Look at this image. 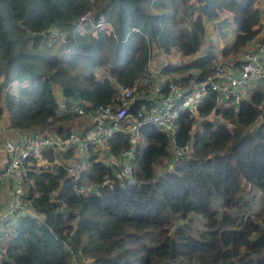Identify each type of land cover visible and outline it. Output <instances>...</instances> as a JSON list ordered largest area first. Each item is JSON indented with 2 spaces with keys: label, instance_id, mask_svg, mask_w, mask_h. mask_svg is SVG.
<instances>
[{
  "label": "trees",
  "instance_id": "1",
  "mask_svg": "<svg viewBox=\"0 0 264 264\" xmlns=\"http://www.w3.org/2000/svg\"><path fill=\"white\" fill-rule=\"evenodd\" d=\"M85 10L90 22L76 28ZM222 10L231 11L234 33L219 53L236 67L234 55L264 28V0H0V117L21 134L63 137L81 117L75 103H109L116 83L142 86L152 47L175 49L160 68L172 81L184 84L189 69L204 77L217 55L209 43L198 52L204 19ZM97 21H108L116 36ZM49 27L61 31L60 41L42 33ZM218 98L208 91L194 111L179 112L174 142H189V150L172 167L154 171L168 154V135L152 124L139 128L133 184H123L118 166L96 151L75 175L57 163L35 168L37 158L27 157L37 194L24 195L30 213L0 216V264H68L72 256L81 264H264V120L251 125L264 95L253 87L237 105ZM129 146L128 134L115 131L106 153ZM60 155L73 158L71 149ZM82 182L90 186L77 193Z\"/></svg>",
  "mask_w": 264,
  "mask_h": 264
},
{
  "label": "built area",
  "instance_id": "2",
  "mask_svg": "<svg viewBox=\"0 0 264 264\" xmlns=\"http://www.w3.org/2000/svg\"><path fill=\"white\" fill-rule=\"evenodd\" d=\"M89 22L90 11L85 10L77 16L75 27ZM94 26L103 27L111 32L113 37L116 36L108 21H97ZM42 33L47 34L49 41L62 39L63 36L60 30L53 27ZM238 61L234 67L230 63L215 60L208 75L197 78L196 71H190V76L184 84L172 81L166 73L161 72L162 66L153 68L154 75L161 81L157 82L152 78L148 87L141 91H134L129 85L116 83L114 95L109 103H98L88 109L83 108V102L75 103L73 110L86 122L81 127L69 129L63 137L52 132L33 130L21 134L16 139L3 140L0 151L5 154V159L0 163V188H10V205L7 213H14L17 216L30 213L24 195L28 191L36 195L37 191L30 189V182L27 181L26 159L29 156L41 158V152L46 148L51 149L52 153H63L71 149L75 158L72 161L76 162L77 166L84 163L89 150L96 151L97 156L100 155L101 158L118 166L121 181L126 185L135 181L131 160L142 125L152 124L164 131L168 135V153L174 158L181 156L189 150V142L182 145H176L174 142L176 119L181 110L194 111L197 102L208 91L217 92L218 100L222 98L224 101L228 97L232 105H237L240 100L247 98L253 87H259L264 95V40L243 52ZM146 69H150L148 63ZM115 131L128 134L130 146L121 149L117 156H109L106 153V140ZM77 166L68 165L66 168L75 175ZM89 186L82 182L76 186V192L83 193ZM68 264L81 263L72 256Z\"/></svg>",
  "mask_w": 264,
  "mask_h": 264
},
{
  "label": "rangeland",
  "instance_id": "3",
  "mask_svg": "<svg viewBox=\"0 0 264 264\" xmlns=\"http://www.w3.org/2000/svg\"><path fill=\"white\" fill-rule=\"evenodd\" d=\"M178 2H179V0H178ZM151 10H152V8H151ZM219 16L221 17L222 22H219L221 20H219L217 22V19H214V20L204 19L203 40L201 41V45L199 47L198 52L203 51V49L206 47V45L208 43L213 45V48H214V50H216V52H219L220 47L223 44L229 42L230 39L232 38L231 37L232 33H234V23H232V21H231V11L223 10V11H221L219 13L218 17ZM262 34L259 36V39H258L259 41H257L256 43L264 40V34H263V36H262ZM228 37H231V38L228 39ZM58 40L60 41L61 39H58ZM256 43L247 45L244 48L242 47V49L239 52H237L238 55L237 56L234 55V57H235L234 59H238L239 56L243 52H245L248 49L253 48L256 45ZM76 47H77L76 44H74V45L71 46V49H75ZM152 48H154V47H152ZM155 49H157V51L153 54V58L157 57V58H159V61L156 62L157 65H153L150 62V64H148L150 69L158 68L160 66L165 65V63H166V61L168 60L169 57L173 59L177 55V53H176L174 48L171 50L172 52H174V54L166 53V52L162 51L158 47H155ZM150 50H149V59H153V58L150 57ZM218 54H219V57L216 55V58H215L216 61L219 60V61H223L225 63L231 62V60L228 57H222L220 55V53H218ZM188 57L189 56H187L185 58H188ZM174 62L175 63L178 62V57H176ZM150 69H146V72H147L146 78H148V79L139 80L138 84L142 85L140 88H137L135 85L131 86L134 91H141L143 88L148 87V85L150 83V80H151L150 72H149ZM190 71H192V70L189 69V72ZM96 72H97L98 76H102L104 74V70L102 68H98L96 70ZM184 72H186V71H184ZM220 99H222V98H220ZM195 117L197 119H199V116L195 115ZM205 117L211 119L213 117V113H209ZM220 120H222V119H220ZM259 120H264V109L261 111V113L258 115V117L253 122H251V125H254ZM85 122H86L85 120H83L80 116H78L77 120H75V121H73L71 123V128L70 129L75 128V127H81V125L84 124ZM251 125H249V127ZM9 133L10 132L5 131L3 139H5V138L16 139L17 138V134L16 133H14V134L12 133L10 136H6V134H9ZM139 139L140 138H138V140ZM51 154H52V157H51L50 160H49V158L47 156H42L41 158L37 159L36 162H35V168L47 167L48 165H51L53 163L62 164V165H65V166H68V165L77 166V163L76 162L73 163V161H72V160H75V158L66 159V157L63 156V155H66V154H63V155H60V153H51ZM174 159L175 158L171 155V153H168V154H166V155H164L162 157L161 156L158 157L157 158V163L154 164V171L156 172V171L163 170L165 168L172 167V165L174 163ZM27 163H26V165H27ZM26 165H25V167H26ZM29 165H31V163ZM26 169H27V167H26ZM27 179H29V178H27ZM244 189L245 190L247 189V185H244ZM250 194L253 195V197L255 198L254 204H252L251 208H253V210L257 211L260 208V205H261V200H260L261 196H259L260 194L256 190H254ZM211 205L213 207H216V208L219 207V197L215 193H213L211 195ZM14 220H15V218L12 221H14Z\"/></svg>",
  "mask_w": 264,
  "mask_h": 264
},
{
  "label": "crops",
  "instance_id": "4",
  "mask_svg": "<svg viewBox=\"0 0 264 264\" xmlns=\"http://www.w3.org/2000/svg\"><path fill=\"white\" fill-rule=\"evenodd\" d=\"M219 20H221L220 22H222V19H221L220 16L217 17V22ZM262 33L264 34V28H262L253 39L249 40L244 47H246L247 45H250V44H255L257 41H259L258 40L259 39V36ZM263 34H262V36H263ZM232 35H233V33H232ZM231 37H228V39L231 38ZM156 51H157V49H155V47L150 50V57L151 58H153V54ZM218 53L219 52H216L217 56H219ZM168 59H171V58L169 57ZM158 61H159V58H157V57H154L153 59H149L148 58V62L147 63L150 64V62H151L153 65H157L156 62H158ZM150 77L153 78V79H155V81H157V82H160L161 81V79L158 76L156 77L154 75L153 69L150 71ZM6 123H7L6 115L3 112L1 114V117H0V143L3 140H5V139H9V138L3 139L5 131L10 132L9 134H6V136H10L12 133L13 134L16 133L17 134V137H19L21 135V133H23L18 128H10V127H7L6 126ZM4 159H5V154L2 151H0V163H2L4 161ZM27 181H29V180H27ZM9 205H10V188L9 187L0 188V216L3 215L4 212H7L8 208H9Z\"/></svg>",
  "mask_w": 264,
  "mask_h": 264
}]
</instances>
